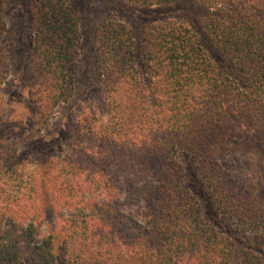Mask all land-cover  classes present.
Instances as JSON below:
<instances>
[{
    "label": "trees",
    "instance_id": "trees-1",
    "mask_svg": "<svg viewBox=\"0 0 264 264\" xmlns=\"http://www.w3.org/2000/svg\"><path fill=\"white\" fill-rule=\"evenodd\" d=\"M188 2L198 31L170 20L98 31L112 115L85 128L103 142L90 159L81 147L22 172L19 154L0 141V264H264L232 234H264V0ZM68 8L32 3L39 111L70 95L78 22ZM132 50L144 59L140 74L130 72ZM124 148L125 172L105 161Z\"/></svg>",
    "mask_w": 264,
    "mask_h": 264
},
{
    "label": "rangeland",
    "instance_id": "rangeland-1",
    "mask_svg": "<svg viewBox=\"0 0 264 264\" xmlns=\"http://www.w3.org/2000/svg\"><path fill=\"white\" fill-rule=\"evenodd\" d=\"M33 1L4 0L0 13L3 24L0 44L7 64L6 78L1 87L4 108L0 112V141L2 146L6 145L19 154L22 172L32 171L40 157L48 156L54 161L65 154L74 155L81 147L85 148L82 159H90L87 157L89 153L103 143L85 133V128L102 125L112 115L111 111L108 112L99 76L103 57L96 36L103 24L121 23L134 31H143L152 26L150 23L170 20L193 31L200 30V15L196 9L190 8L188 0L148 7L133 5L128 0H64L78 22L77 56L71 72L70 95L51 109L39 111L32 63ZM131 54L135 59L127 62L131 65L130 72L133 69L140 74L138 65L144 59L134 50ZM122 151L127 156L109 154V159L105 161L111 165L119 164L118 168L123 169L131 158V149L124 148ZM73 157L79 158V154ZM258 163L253 161L254 165L260 166L261 163ZM115 172L120 173L117 169ZM128 187L125 184L124 188ZM128 190L131 192L130 188ZM59 210L62 216L66 214L61 208ZM220 227H224L223 223ZM232 234L235 239L238 238L237 242L248 244L264 257V234L233 227Z\"/></svg>",
    "mask_w": 264,
    "mask_h": 264
}]
</instances>
